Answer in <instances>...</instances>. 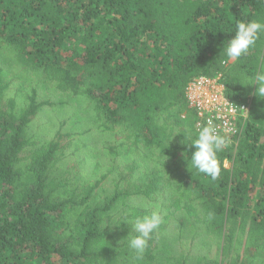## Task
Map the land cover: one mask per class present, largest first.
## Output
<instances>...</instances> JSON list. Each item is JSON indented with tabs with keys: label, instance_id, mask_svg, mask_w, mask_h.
Here are the masks:
<instances>
[{
	"label": "trees",
	"instance_id": "1",
	"mask_svg": "<svg viewBox=\"0 0 264 264\" xmlns=\"http://www.w3.org/2000/svg\"><path fill=\"white\" fill-rule=\"evenodd\" d=\"M252 19L264 0H0V264H264V99L236 82L264 70V35L221 54ZM198 75L249 105L215 180L171 138L198 131ZM148 202L163 222L138 260L121 220Z\"/></svg>",
	"mask_w": 264,
	"mask_h": 264
},
{
	"label": "clouds",
	"instance_id": "2",
	"mask_svg": "<svg viewBox=\"0 0 264 264\" xmlns=\"http://www.w3.org/2000/svg\"><path fill=\"white\" fill-rule=\"evenodd\" d=\"M261 35H264V20L252 19L246 22L238 20L235 24L234 35L227 40L226 46H223V52L220 53L228 59L239 61L256 45ZM221 63L226 64L227 61L222 60ZM236 82L242 86L254 85L252 94L258 99H264V70H258L253 75H243ZM180 133L184 137L182 143L192 149L190 156L182 153L184 159L187 157L185 160L188 169H195L196 172L204 174L212 180L217 179L221 172L218 153L227 144L225 136L216 131L211 121L207 125H202L195 132L189 128L172 129L171 138ZM186 139L188 142H184ZM160 155L162 154L160 153ZM144 207L152 210L143 215H134L121 220L130 225V231L125 237L127 238V247L134 251L138 260L143 258L149 240L163 222L157 206L148 202L144 204ZM209 217H211V213H209ZM121 221L113 225H119ZM105 226L109 225L103 224V229Z\"/></svg>",
	"mask_w": 264,
	"mask_h": 264
},
{
	"label": "built area",
	"instance_id": "3",
	"mask_svg": "<svg viewBox=\"0 0 264 264\" xmlns=\"http://www.w3.org/2000/svg\"><path fill=\"white\" fill-rule=\"evenodd\" d=\"M185 96L188 106L196 113L197 130L211 121L216 131L226 138H235L244 132L249 105L235 103L226 96L220 75L193 77L186 86Z\"/></svg>",
	"mask_w": 264,
	"mask_h": 264
},
{
	"label": "rangeland",
	"instance_id": "4",
	"mask_svg": "<svg viewBox=\"0 0 264 264\" xmlns=\"http://www.w3.org/2000/svg\"><path fill=\"white\" fill-rule=\"evenodd\" d=\"M8 54L11 55V52H9ZM59 113L56 110H52V109H41L40 112L38 113V115L36 116L35 122L40 124L41 127L46 130V132H52L56 129V127L58 126L59 123ZM90 138V136H89ZM224 165L226 167L230 166V163L225 160L224 161ZM251 194H254V190L251 191ZM255 200V198H254Z\"/></svg>",
	"mask_w": 264,
	"mask_h": 264
}]
</instances>
